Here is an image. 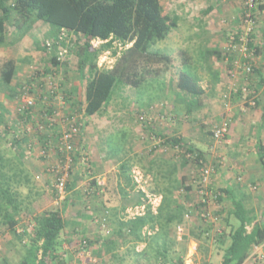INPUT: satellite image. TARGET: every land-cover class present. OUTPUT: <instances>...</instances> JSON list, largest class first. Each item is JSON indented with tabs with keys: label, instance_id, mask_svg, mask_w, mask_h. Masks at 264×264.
<instances>
[{
	"label": "trees",
	"instance_id": "1",
	"mask_svg": "<svg viewBox=\"0 0 264 264\" xmlns=\"http://www.w3.org/2000/svg\"><path fill=\"white\" fill-rule=\"evenodd\" d=\"M164 2L165 0H0V48L9 46L16 48L17 44L23 43L27 38L26 30L29 31L31 25L36 22L48 26V35L54 40L45 42L46 46L43 45L42 48L45 52L44 55L47 56L46 61H50L52 66L46 67L43 71L41 70L42 72L40 69H31L30 79L26 85H22V80L19 81L18 76L20 75V65L23 63L27 65L26 62L32 60L30 55L25 54L22 57H16L14 53L5 55L6 58L0 71V88L13 91L12 95L9 93L10 96L14 97L15 88L23 87L15 107L14 121L6 120V109L0 98V232L11 236L12 240H16L23 248L19 264H96L90 262L87 256L80 255L82 246L86 247V251H90L92 245L90 239H78L75 252L64 247V243L68 239L66 238L67 231L71 224L68 225L65 221L60 208H49L39 213L36 211L35 204L41 192L35 185V180L41 181L45 177L50 182L53 193L58 197L57 201L59 194L55 189L57 175L51 172L49 162L51 159L55 161V158H52L54 154H42V150L47 149L46 144L51 142L49 132L44 133L40 129L38 130L32 123L31 125L27 124L32 122L29 120L34 116L42 123L55 128L57 126L55 121L49 120H59L62 116H66L70 120L77 118L79 122L76 121V124L80 126L81 132L85 120L105 114L113 102V95L118 88H139L149 80L156 68L166 70L171 68L175 59L170 54L156 51L154 48L158 42L167 39L172 31L179 28V16L171 15L167 9L168 6L167 8L164 6ZM256 2L258 10L264 11V0H256ZM254 4L255 1L253 6ZM246 5L244 16H246V12H253L252 9H248L250 4ZM211 10L209 7L204 14L207 15ZM251 17L254 18L253 15ZM15 27L21 29L19 35H17L18 31L12 29ZM262 31L264 39V28ZM66 35L73 36L75 39L72 42L79 48L76 52L79 59L78 73L83 76L86 72L88 73L87 79H84L85 98H82L81 93L76 94L74 88L70 86L74 74H70L73 71L69 68V62L66 59V56L69 55L65 47ZM253 36L255 37L254 34L248 36V57L246 58L237 54L233 48L227 49L228 51L225 53L219 49H203L198 54H201L204 60L217 57L219 60L227 61L231 70L237 68L234 63L241 56V68L237 69L242 71L246 64H250L254 69L247 74H242L251 82L240 89L236 96L243 95L245 92L246 103L248 104L254 99L258 105L256 87L257 84L264 85V74L261 73L258 65L262 69L264 62H258L256 57L263 50L264 45L255 44ZM93 41H100L101 45L95 47ZM36 43L39 42L36 41ZM119 47H122L120 51ZM51 50L54 51V54L50 53ZM107 51H112V56L116 57V61L110 69L101 68L98 65L99 57ZM180 55L181 70L175 75L171 73L169 82L172 90H177L175 92L177 98L183 96L190 100L185 106L175 107V110L185 115H191L204 106L201 102L204 99L205 91L200 79L190 70L191 66L187 57L189 53L182 51ZM63 56L65 57L63 58ZM28 66L27 68H29ZM160 72H162L160 69L155 71L156 77L161 74ZM60 73L63 74V76L61 74L62 77ZM256 73L260 75L259 81L253 78ZM215 75L214 83L219 80L218 73ZM54 86L60 89V95L68 103L67 110L60 112L61 109L57 106L42 105L41 100L45 96L51 95L49 91ZM25 87H31L28 94L35 97L37 107L25 110L26 113H19ZM2 93L0 91V96ZM54 96H57L56 93ZM140 118L145 117L141 116ZM211 132L214 136L213 130ZM163 137L166 139L167 145L181 150L182 154L178 158L179 164L183 165L184 162L185 164L188 162L187 155L197 165L203 164L202 151L198 153L196 148L183 137H168L166 135ZM52 141L56 142L58 146L56 138H52ZM77 145L78 142L73 151L72 175L66 183V197L73 182L76 160H82L85 168L91 163L87 154L79 155ZM57 146L54 148L59 149ZM258 148L260 160L264 166V146L259 145ZM55 154H61V152ZM29 162L37 163V166L32 168V165L29 166ZM165 167L168 170V175H172V180L176 181L175 163L168 162ZM122 168L124 169L126 166ZM212 177L213 175L207 182L210 192L213 189ZM182 179L180 183L186 180L185 177ZM224 193L232 198L230 192L224 191ZM214 196L210 203L207 197L204 203L202 201L195 203L196 210L202 212L208 220L213 221L216 220V217H207L209 205L213 203L214 206L218 204L220 207L219 201L223 200L217 191L214 192ZM233 205L234 213L230 217L235 221L227 223L226 220V225L228 224L230 229L227 231L224 227L216 239L217 242H221L219 246L224 250L223 260L220 264H243L250 258L254 247L264 243V208L263 219L258 221L253 210H247L242 204L235 201H233ZM223 213L221 209L218 211V214L223 215ZM207 238L212 239L211 237ZM69 242L68 240L67 243L69 244ZM67 255L74 257L76 261L74 263L67 262L65 260ZM91 255L93 257L92 252ZM6 262L5 259L0 258V264ZM180 262L183 264L182 260Z\"/></svg>",
	"mask_w": 264,
	"mask_h": 264
},
{
	"label": "crops",
	"instance_id": "2",
	"mask_svg": "<svg viewBox=\"0 0 264 264\" xmlns=\"http://www.w3.org/2000/svg\"><path fill=\"white\" fill-rule=\"evenodd\" d=\"M47 28L49 32V27ZM32 29L26 30L27 38L33 36L30 32ZM260 52H264V48ZM261 73L264 74V71L261 70ZM87 76V72L84 76L80 73L73 76L74 80L70 86L74 88L76 94H85L84 79H87ZM259 76L256 73V81L260 80ZM166 88L169 94L177 91L176 89L172 91L170 85ZM256 88L261 114L251 125L257 126L255 132L257 141L253 140L250 145L247 144L245 136L240 137L243 132L246 133V123L231 121V131L224 141L228 146L224 154L228 153L229 156L226 158L232 163L225 168V160L222 163L221 157L218 156L217 161L220 164L216 162L214 163L216 165L213 164L215 167H212V199L216 191L223 197V200L219 201L220 207L218 204L213 206L220 217L219 223H215L219 217L213 222L196 210L195 203L198 202L195 200L192 203L190 192L193 187L190 183L178 182L177 178L179 173L181 174L178 158L169 161L170 164L175 163L176 181L172 180V175H168V170L163 172L162 169L155 171L153 169L156 178L147 184L144 180L147 173L146 127L142 125L141 127L136 121H118L130 132L132 139L126 141L124 157L123 154L111 157L103 146L107 138L114 136L119 129L113 128L108 111L102 117L97 115L85 121L78 138L77 149L79 155L87 154L91 163L85 168L82 160H76L70 192L63 200L60 212L68 225L71 224L66 235L67 241L70 242L68 244L66 241L64 247L75 252L78 239H90L92 241L90 253L92 252L96 264H181L180 260L183 264H192V260L187 259L190 257L187 253L193 249L194 255H199L201 253H198V249L202 250L201 246L204 245L206 253L199 258L203 260L201 264H210L221 242L213 238L214 234L217 237L216 227L212 232L204 231L212 229V225L218 228L221 226L222 231L224 227L227 231L230 229V226L226 225V220L227 223L235 221L230 217L234 213L233 201L242 204L247 210H253L256 220L263 219L264 166L260 160L258 147L264 146V85L257 84ZM233 100L239 102L241 98L238 96ZM92 135L98 142H92ZM198 141L202 144L200 140ZM191 144L195 147L194 143ZM202 161L203 164L209 162L206 161V156ZM126 165L128 166L123 169L122 167ZM224 191L230 192L232 198ZM220 209L224 212L223 215L218 214ZM178 226L180 231H177ZM219 248L222 249L220 246ZM186 255L188 256L185 259ZM253 257L256 259L251 264H264V243L254 247L250 258ZM65 260L69 263L76 261L72 256ZM222 260L223 258L217 264Z\"/></svg>",
	"mask_w": 264,
	"mask_h": 264
},
{
	"label": "rangeland",
	"instance_id": "3",
	"mask_svg": "<svg viewBox=\"0 0 264 264\" xmlns=\"http://www.w3.org/2000/svg\"><path fill=\"white\" fill-rule=\"evenodd\" d=\"M250 1L251 0H165L164 6L166 8L168 6L167 9L171 12V15L179 16V28L172 31L167 39L158 42L154 48L156 51L170 54L172 58L175 59L173 61L174 64L171 68H168V70L156 68L154 73L150 75L149 80L139 88H118L113 95V102L109 105L107 110L110 120L113 121V128L115 130L119 129L118 132L122 133H114V136L107 138L106 144L103 146L111 157H116V154L120 156L123 154L122 157H124L125 146L127 144L126 141L132 139L130 132L127 131L122 124L118 123V121H136L140 126L146 127L148 132L145 143L147 173L144 180L147 181V184L156 178L153 169L154 171L162 169L163 172H166L167 169L165 166L167 163L169 161H175L182 154L180 149L173 148L172 145L170 146L165 143L166 139L163 137L164 135L168 137H183L188 143H194L198 153L202 151L203 157L206 156V161L209 160L206 164L197 165L188 155L186 156L188 162H186V164L184 162L186 166L184 164H179L181 174L179 173L177 179L178 182H181V179L185 177V182L190 183L193 187L190 192L192 203L195 202V200L199 203L202 201L203 197H207L209 202L212 200V195L210 190H208L207 183L202 182L201 171L203 169L212 170V167L216 165L214 163H219V161H217L218 156L221 157L222 163L225 160V168L227 165H230L229 163H232V161L226 158V156H229L228 153L226 152L227 155L224 154L228 147L224 143L227 136L218 140L212 135L211 131L214 129L213 127L217 125L216 123L227 118L234 121L233 123H235V121L239 122V124L245 122L247 134L243 132L240 137L245 136L246 143L249 145L251 141H257V134H255L257 126H252L251 123H254L256 117H259V114H261L258 105L252 106L250 101L247 104L245 92L243 95H239L241 101L238 102V100H233L235 97L238 98L236 93L251 81L242 76L244 73L241 74V70L237 68L231 70L227 61L219 60L217 57L204 60L203 56L198 54V52L203 51V49H219L225 53V51L233 48L237 54L241 55L243 46L241 38L244 37L246 39L248 32H250V35H255V37H252L255 44L264 45V39L262 38L264 11L258 10V3L256 0H254L255 4L253 7L248 6V9H252L253 12L245 13L250 17L253 15L254 18H251L253 19V23H246L245 16L243 15L245 8H247L246 4H250ZM209 7L212 10L207 15L204 14ZM31 28H33L30 31L33 36L26 38L23 43H21L22 45L17 44L16 48L11 46L0 48V60H2V63H0V71L3 61L6 58L5 55L7 54L10 55L14 53L16 57H22L26 54L32 57L31 61L26 62L29 68H27V65H24L25 63L20 65L18 80H22V85H26L28 79H30L31 69H40V71H43L46 67L52 66L50 61H46L47 56L44 55L45 52L42 50L43 45L46 46V44H44L45 42L54 41L53 38L48 35L47 26L41 22H36L31 25L30 29ZM12 29L18 31L17 35L21 32L19 27ZM74 39L73 36L66 35L65 37V47L67 53H69L66 59L69 62V68L73 71L70 74L73 73V76H78L79 59L76 52H78L79 48L77 44L72 42ZM36 41L39 43H36ZM93 44L97 47L101 45V42L93 41ZM115 44L117 45V43ZM121 48L122 47H119V51ZM53 50L57 51L56 49ZM53 50H51L50 53L54 54ZM182 51H187V53H189V55H187L189 65L191 66V68L190 66L189 68L200 79V83L205 91L204 99L201 102L204 106L191 115H185L175 110V107L179 105L185 106L190 100L183 96H178L177 98V94L173 92L169 94L166 88L167 85H170L169 79L171 73L175 75V73L181 70L179 57H181L180 54ZM111 53L112 51H107L99 57V67H106L107 69L112 68L116 61V57L112 56ZM240 58L241 56L237 58V62H241ZM256 59L258 62H264L263 52H260ZM234 64L236 65L237 63L235 62ZM260 67L261 66L258 65L259 69H261ZM184 68L187 69L185 66ZM158 69L162 72L156 77L155 71ZM235 70L238 72H235ZM261 70L264 71V67ZM216 73H218L219 80L214 83L213 80ZM61 74L62 73H60V76ZM253 78L255 79V77ZM73 80L74 79H72L71 82ZM22 88V86L15 88L14 97L9 95V93L11 94L13 91L11 92L7 91L6 88H0V91L3 92L0 98L6 109L5 114L7 115V121H14V114H16L15 107ZM81 96L84 98V95L81 94ZM100 116L102 117L103 115ZM141 116L145 118L141 119ZM244 119L248 121H244ZM123 133L125 136H123ZM88 134L89 132L86 135ZM92 136V142H98L96 137L94 135ZM198 140H200L202 144H200ZM55 159L57 160L58 157ZM30 165H32V168H35L37 163L29 162V166ZM127 166L128 165H126V167ZM201 166H203L202 169ZM137 175L138 174H136V176ZM34 182L41 192L35 204L36 211L39 213L55 207L61 210L64 201H57L58 197L53 193L52 186L49 184L50 182H48L45 177H43L41 181L35 180ZM213 206V203L209 205V212L211 213L209 218L217 217L218 219V215L213 209ZM200 213L202 214V212ZM220 221L219 218L215 223H219ZM211 227L212 229H207L204 232H212L215 227L217 228L216 230H218L217 235L222 231V229H220L222 228L221 226L220 228L213 225ZM199 230H201V227ZM177 231H180L179 226L177 227ZM213 238L217 239L215 234ZM11 240V236L0 232V258L7 261L4 264H19L24 250L16 240H12V242ZM192 246L194 247L193 244ZM202 246V250L198 249V253L200 252L201 254L194 255V250L192 249V251L190 250V252L187 253L190 254V257L187 258L188 255H186L185 259L192 260V264H201L203 260L201 261L199 257L206 253L204 251V245ZM223 251V249L220 250L219 246H217L210 264H217L220 259L223 258Z\"/></svg>",
	"mask_w": 264,
	"mask_h": 264
},
{
	"label": "built area",
	"instance_id": "4",
	"mask_svg": "<svg viewBox=\"0 0 264 264\" xmlns=\"http://www.w3.org/2000/svg\"><path fill=\"white\" fill-rule=\"evenodd\" d=\"M253 2L254 0L250 1V7H253ZM252 17H250L249 15L246 14L245 16V21L246 23L252 24L253 23V19H251ZM250 32L247 33V38L245 39L244 37L241 38V41H243V46L241 49V55L243 57H248V53H247V40L249 39ZM50 46V45H49ZM65 56H63L64 58ZM236 66L237 68H241V63L240 61H236ZM254 68H252V66L250 64H246L245 67L243 68L242 73H248L251 72ZM235 72H238L237 70H235ZM31 87H25L24 88V92H23V97L21 99V107L19 108V113H26L24 112L25 110H29L30 108L35 107L34 109H36L37 107V103H36V99L34 96H31L30 94H28V92L30 91ZM50 90V89H48ZM49 93L51 94L50 96H45L43 98L42 101V105H45L46 107L49 106H57L59 107L61 110H67L68 108V103H66L65 99L63 98V96H61L60 94V89L57 88L56 86H54ZM56 93L57 96H54V94ZM57 104V105H56ZM250 104L252 106H256V101L253 99L250 101ZM32 121L30 123H28L27 125H31V123L39 130H41L42 132H49V139H51V142L46 144L47 147V151L46 150H42V154L45 155H53L52 158H56V156L58 157V159L55 161L53 159H51L50 162V167H51V172L56 176L55 178V189L57 190L58 194H59V200H64L66 197V183L67 180L71 178V172L73 169V156H74V149L76 146V143L78 142V138L80 135V126L78 124H76V119H72L70 120L69 118H67L66 116H62L59 120L53 119V120H49V121H55V123L57 124V126L54 128L51 125L42 123L38 118L32 116L31 120ZM34 122V123H33ZM79 122V121H78ZM231 131V119L227 118L224 119L221 123H219L218 125L214 126L213 129V134H214V138L215 139H222L225 138ZM52 138H56L58 141V146L56 144V142L54 143L52 141ZM55 146H57L59 149L54 148ZM61 152V154H55L57 152ZM211 173L212 170L210 169H203L201 176L203 178V182L207 183L211 177ZM206 197H203L202 202L204 203ZM210 216V213L207 214V217ZM86 247L82 246L81 247V252L80 255L81 256H87V258L89 259L90 262H94V258L92 257L90 251H86L85 249ZM256 259V257L253 258H249L247 261H245L243 264H251V262H254ZM87 264V263H85ZM89 264V263H88Z\"/></svg>",
	"mask_w": 264,
	"mask_h": 264
}]
</instances>
